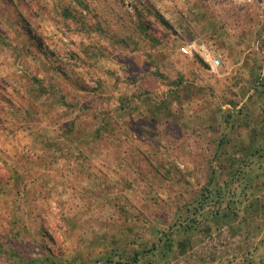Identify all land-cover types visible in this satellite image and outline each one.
I'll list each match as a JSON object with an SVG mask.
<instances>
[{"label":"rangeland","instance_id":"rangeland-1","mask_svg":"<svg viewBox=\"0 0 264 264\" xmlns=\"http://www.w3.org/2000/svg\"><path fill=\"white\" fill-rule=\"evenodd\" d=\"M236 1L0 0V264H264V15Z\"/></svg>","mask_w":264,"mask_h":264},{"label":"built area","instance_id":"built-area-1","mask_svg":"<svg viewBox=\"0 0 264 264\" xmlns=\"http://www.w3.org/2000/svg\"><path fill=\"white\" fill-rule=\"evenodd\" d=\"M245 4H254L259 7L264 15V0H243ZM181 52L187 57H199L207 62L208 70L217 74L222 65V56L215 43L209 39L195 36L181 46Z\"/></svg>","mask_w":264,"mask_h":264},{"label":"crops","instance_id":"crops-1","mask_svg":"<svg viewBox=\"0 0 264 264\" xmlns=\"http://www.w3.org/2000/svg\"><path fill=\"white\" fill-rule=\"evenodd\" d=\"M236 2H238V3H239V2H240V3L242 2L241 5H248V6H250V5H254V4H245V3H243V0H239V1L237 0ZM262 16H263V15H262ZM214 43H215V42H214ZM215 45H216V44H215ZM216 47H217V49H218V46H217V45H216ZM218 51H219V49H218ZM219 52H220V51H219ZM245 98H246V97H245Z\"/></svg>","mask_w":264,"mask_h":264}]
</instances>
